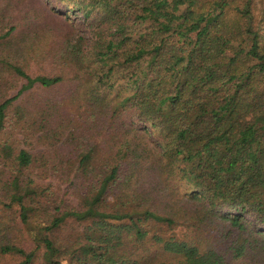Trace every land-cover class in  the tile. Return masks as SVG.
I'll return each instance as SVG.
<instances>
[{"label": "trees", "instance_id": "1", "mask_svg": "<svg viewBox=\"0 0 264 264\" xmlns=\"http://www.w3.org/2000/svg\"><path fill=\"white\" fill-rule=\"evenodd\" d=\"M49 1L0 0V255L264 264V0ZM43 56L54 72L32 76ZM66 82L55 125L16 105ZM29 121L61 144L53 158L15 137Z\"/></svg>", "mask_w": 264, "mask_h": 264}, {"label": "rangeland", "instance_id": "2", "mask_svg": "<svg viewBox=\"0 0 264 264\" xmlns=\"http://www.w3.org/2000/svg\"><path fill=\"white\" fill-rule=\"evenodd\" d=\"M41 2L43 4H46L47 7H50L49 4H51V2L49 0H41ZM31 3L35 6L38 11L40 10L39 15H35L37 23L39 24L38 26L42 25L43 27L47 26L50 28L56 26L55 24L50 25L51 21L47 19L46 14L41 12L42 8L40 5L34 4V1ZM40 14H42V17L40 16ZM63 25L65 26L67 33L77 34L78 30H76L74 26L70 25L69 23L64 24V22ZM56 29L57 26L52 30L56 31ZM43 50L46 51V48L43 47ZM45 57H40L39 59L41 60L38 64L35 63L31 65L30 73L32 74V76H37L44 73L49 74L54 72V66L51 64V62H49L48 58ZM16 83L17 88L13 89L10 92V96H15L20 90V88L23 86L25 81L18 80ZM73 86V82H66L57 89L42 90L40 88H36L32 91L26 92L22 97H20L19 100L16 101V105L23 106L26 111L34 113L36 119L37 114L44 113V118H47V115H49V113L54 115L56 114V121L54 123L55 125L61 118V115L64 114L65 111L70 110V106L74 104L70 101V98H68V96H70V92L73 89ZM53 118L50 121H53ZM32 122L33 121H29L27 123H19V127H17V130L15 131V137L21 138L22 134H26V136H28V145H22L23 148H26L33 154L46 152L49 154L50 157L53 158L55 155L52 152L55 151L56 148L49 147V144H55L57 146H61V144H59L58 141L54 139L55 137L51 133L50 135L43 137V131L39 130V128L41 127H38L34 122ZM51 173L52 172H49L48 175H45L43 177L44 179H46L45 181L47 182L45 184L53 186V190L56 192V195L59 196V200L75 202V192L69 186V181H66L65 179H59L56 174ZM80 228V226H75L70 221L66 225H64L62 230L58 231L60 233L59 236L64 239L65 237H69L77 233L76 230H79ZM152 251L153 249H151V252ZM18 261L19 257L17 256H12L9 254L6 256L0 255V264H16L18 263Z\"/></svg>", "mask_w": 264, "mask_h": 264}]
</instances>
